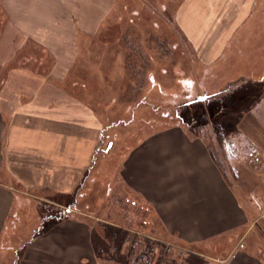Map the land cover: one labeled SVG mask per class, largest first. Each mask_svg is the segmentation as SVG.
I'll use <instances>...</instances> for the list:
<instances>
[{
  "label": "crops",
  "instance_id": "0c3cea01",
  "mask_svg": "<svg viewBox=\"0 0 264 264\" xmlns=\"http://www.w3.org/2000/svg\"><path fill=\"white\" fill-rule=\"evenodd\" d=\"M127 3L154 34L170 28L189 45L211 78L210 103H224L227 131L216 111L207 142L160 132L128 149L97 210L132 200L143 223L156 219L160 242L211 254L198 251L201 264H264L253 246L262 207L248 190L264 185V32L261 56L243 55L263 0H0V264H107L113 252L74 207L98 188L104 122L64 86ZM65 207L78 217L51 224Z\"/></svg>",
  "mask_w": 264,
  "mask_h": 264
},
{
  "label": "rangeland",
  "instance_id": "374dc122",
  "mask_svg": "<svg viewBox=\"0 0 264 264\" xmlns=\"http://www.w3.org/2000/svg\"><path fill=\"white\" fill-rule=\"evenodd\" d=\"M121 9L120 26L103 29L97 43L89 45L88 51H83V58L76 61L72 81L64 86L68 95L74 99L81 98L104 122L98 154L100 165L95 171L94 181L90 183L98 188L94 192L88 189L92 192L88 194L89 197L85 196L83 202L79 199L74 207L76 211L85 212V220L91 226L95 240L100 234L108 238L105 244L109 246L105 249L110 248L113 252L106 256L107 264H201L199 258L194 256L200 248L195 251L185 245L186 249L182 250L166 244L168 242H160L162 236L154 223L156 219L148 215L149 220L143 223L145 215L136 213L132 200L122 202L121 207L104 204L97 210V207H101L98 201L104 199V182L115 172L114 166L119 165L128 149L133 150L160 132L201 135L207 142L210 131L215 127L216 111L219 113L217 118L223 116L222 124H218L217 128L222 127V132L227 131L224 103L219 99L216 102L214 98L210 103L209 94L214 92L210 85L211 78L208 70L193 59L189 45L170 28L166 36L154 34L148 28L150 23L145 25V22L135 18L132 4L122 5ZM256 15L259 25L253 28L250 46L244 47L245 58L262 54L264 29L260 25L264 26V5ZM138 21L142 22V26ZM38 62L40 71L45 72V62ZM150 73L153 83L148 81ZM227 119L231 124V115ZM248 190L255 192L262 207L259 215L253 217L256 219L253 224L261 236L257 238L258 242L253 240V246L258 258L264 261V220L261 218L264 215V185ZM48 211L51 213L53 210ZM65 213L66 207L55 209L49 215L51 224L78 217ZM229 248L227 244L223 250ZM199 254L211 256L202 250Z\"/></svg>",
  "mask_w": 264,
  "mask_h": 264
},
{
  "label": "built area",
  "instance_id": "2783aa9c",
  "mask_svg": "<svg viewBox=\"0 0 264 264\" xmlns=\"http://www.w3.org/2000/svg\"><path fill=\"white\" fill-rule=\"evenodd\" d=\"M263 220H264V215H262V217H261Z\"/></svg>",
  "mask_w": 264,
  "mask_h": 264
}]
</instances>
